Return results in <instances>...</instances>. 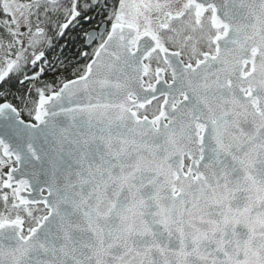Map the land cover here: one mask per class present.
Masks as SVG:
<instances>
[{
	"label": "snow or ice",
	"instance_id": "1",
	"mask_svg": "<svg viewBox=\"0 0 264 264\" xmlns=\"http://www.w3.org/2000/svg\"><path fill=\"white\" fill-rule=\"evenodd\" d=\"M0 122V264H264V0H0Z\"/></svg>",
	"mask_w": 264,
	"mask_h": 264
},
{
	"label": "trees",
	"instance_id": "2",
	"mask_svg": "<svg viewBox=\"0 0 264 264\" xmlns=\"http://www.w3.org/2000/svg\"><path fill=\"white\" fill-rule=\"evenodd\" d=\"M76 36L77 33L73 31L69 36L59 41L56 54L59 55L62 49L63 57L73 59L75 53L80 48V40L77 39ZM13 91H15V89H13ZM9 99H11V97H9Z\"/></svg>",
	"mask_w": 264,
	"mask_h": 264
},
{
	"label": "water",
	"instance_id": "3",
	"mask_svg": "<svg viewBox=\"0 0 264 264\" xmlns=\"http://www.w3.org/2000/svg\"><path fill=\"white\" fill-rule=\"evenodd\" d=\"M12 135L11 129L5 126L2 122H0V136L10 137Z\"/></svg>",
	"mask_w": 264,
	"mask_h": 264
}]
</instances>
